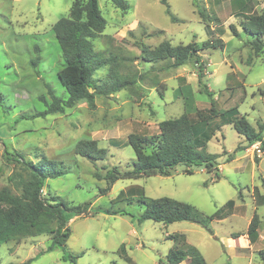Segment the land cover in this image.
Listing matches in <instances>:
<instances>
[{
  "label": "rangeland",
  "instance_id": "1",
  "mask_svg": "<svg viewBox=\"0 0 264 264\" xmlns=\"http://www.w3.org/2000/svg\"><path fill=\"white\" fill-rule=\"evenodd\" d=\"M127 1L131 7L122 11L110 0H98L106 25L92 45L109 62L93 78H105L112 69L132 84L97 94L93 107L80 101L43 115L39 113L51 103L52 94L67 98L57 78L63 57L52 25L68 16L73 0H0V188L19 193L17 180L26 177V171L16 162L17 154L32 161L44 155L60 160L65 173L48 178L42 195H58L68 205H85L89 211L87 216L68 214L65 249L40 253L50 244L51 233L17 236L0 244V264L29 259L31 264H74L63 259L65 254L76 256V264H168L172 233L183 234L208 264H264L258 254L264 247V151L259 145L253 148L230 124L221 126L207 143L209 152L219 154L218 178L204 166H192L188 174L179 165L168 176L119 178L104 191L108 170L132 168L135 155L126 136L156 134L162 119L193 114L213 100L219 110L236 106L255 129L264 125V47L255 54L252 37L239 27L235 12L243 0H196L210 16L206 20L192 0H167L177 21L170 19L160 0ZM263 7L258 0L256 10ZM216 37L224 41L223 48L200 52L202 80L211 97L198 91L192 61L170 67L167 61L146 62L140 57L142 44L200 43ZM81 138L96 140L106 149L105 156L76 154L74 145ZM140 190L146 197L185 201L207 215L229 199L234 205L225 218L207 227L185 220L165 224L139 219L144 209ZM253 213L258 216L257 234L244 249L240 240Z\"/></svg>",
  "mask_w": 264,
  "mask_h": 264
},
{
  "label": "trees",
  "instance_id": "2",
  "mask_svg": "<svg viewBox=\"0 0 264 264\" xmlns=\"http://www.w3.org/2000/svg\"><path fill=\"white\" fill-rule=\"evenodd\" d=\"M115 7L122 11L131 6L127 0H110ZM251 1V2H250ZM264 4V0H261ZM165 5L166 13L172 21L177 18L170 12L167 0H160ZM258 0H243L235 12L239 18L240 29L252 37L251 44L255 54L264 47V7L257 11L255 5ZM192 5L197 7L203 20L210 16L205 8H198L196 0ZM106 21L101 14L98 0H73L67 17H60L53 25L52 31L59 44L63 65L57 71V78L67 92L66 99L51 96L52 101L46 110L39 114L63 111L64 107H72L77 102L85 101L91 107L94 106L97 94L108 95L132 84V79L119 75L112 69L107 76L95 80L93 73L109 62L100 51L93 49L92 39L100 35L105 28ZM206 27L210 29L208 25ZM234 35L239 32L230 24ZM224 41L221 37L209 38L200 43L190 41L186 44H172L163 40L154 47L142 44L141 59L146 62L167 61L168 66L177 67L192 61L197 73V81L200 92L212 96L211 91L203 82L204 63L201 61L200 52L208 48H223ZM224 124H230L240 135H243L248 144L260 141V148L264 150L262 133L264 125L258 124L255 129L240 114L237 107L219 110L210 102L208 108L197 109L193 114L186 112L177 117H169L158 122V132L153 135H141L129 133L126 142L133 149L135 158L132 168L119 172L110 169L106 172L109 185L119 178H140L152 175L168 176L179 165H183L185 173H192V166H204L207 172L215 171L218 178L217 157L219 154L207 150V143L215 135V132ZM238 149V147H236ZM76 154L90 159L103 158L106 149L98 146L94 139L81 138L75 142ZM227 157V161L232 159ZM16 162L21 163L26 171V177L19 176L16 188L19 193H12L8 187L0 188V244L6 243L17 236H37L42 233H51L50 244L44 251L53 250L55 247L65 249L66 241L70 236L68 214L87 216L89 211L85 205H68L58 195L45 198L41 190L48 178H55L65 173L60 166L61 161L44 155L37 160H27L22 154H17ZM99 176V174H96ZM127 192L132 191L128 188ZM139 201L144 209L139 219H151L162 223L175 221H191L207 227L212 220H220L228 215V209L234 205L233 200H227L213 213L207 215L199 211L194 205L168 196L146 197L140 190ZM124 192L121 191L118 196ZM116 213V211H115ZM258 216L253 213L246 235L251 241L257 234ZM173 240L168 249L166 260L168 264H180L187 260L186 264H208L199 250L188 244L181 233L168 235ZM120 245L119 250H123ZM258 254L264 260V247L258 250ZM73 255H63V259H70L76 264ZM7 264H31L30 259L23 262H10Z\"/></svg>",
  "mask_w": 264,
  "mask_h": 264
},
{
  "label": "crops",
  "instance_id": "3",
  "mask_svg": "<svg viewBox=\"0 0 264 264\" xmlns=\"http://www.w3.org/2000/svg\"><path fill=\"white\" fill-rule=\"evenodd\" d=\"M240 241H241V247L244 248V249L245 248H250V245L254 243V241H251L247 235L246 236H242ZM229 244L231 245V248L235 247V243H233L231 240H229ZM187 262L188 261L185 260V262H181V263L186 264Z\"/></svg>",
  "mask_w": 264,
  "mask_h": 264
},
{
  "label": "built area",
  "instance_id": "4",
  "mask_svg": "<svg viewBox=\"0 0 264 264\" xmlns=\"http://www.w3.org/2000/svg\"><path fill=\"white\" fill-rule=\"evenodd\" d=\"M263 137V139H264V136H262ZM257 145H259L258 146V148H260V145H261V142L260 141H256V142H254V143H252L251 144V146L254 148V147H256ZM261 149V148H260ZM262 150V149H261ZM264 151V150H263Z\"/></svg>",
  "mask_w": 264,
  "mask_h": 264
}]
</instances>
